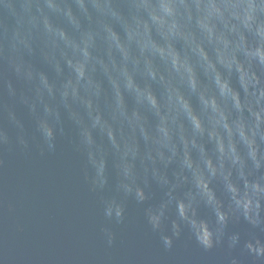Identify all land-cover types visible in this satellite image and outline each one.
I'll return each instance as SVG.
<instances>
[{"label": "clouds", "instance_id": "clouds-1", "mask_svg": "<svg viewBox=\"0 0 264 264\" xmlns=\"http://www.w3.org/2000/svg\"><path fill=\"white\" fill-rule=\"evenodd\" d=\"M66 142L91 199L18 244L9 157ZM9 264H264V0H0Z\"/></svg>", "mask_w": 264, "mask_h": 264}, {"label": "water", "instance_id": "water-1", "mask_svg": "<svg viewBox=\"0 0 264 264\" xmlns=\"http://www.w3.org/2000/svg\"><path fill=\"white\" fill-rule=\"evenodd\" d=\"M79 157L66 142H60L57 152L40 157L33 152L30 156L9 157V172L19 176L18 183L9 186V198L16 205L15 219L24 231L16 234L18 244L45 242L53 233L61 234L65 241L71 239L69 228L81 230L84 213L91 205V199L79 180ZM0 191H3V177L0 175ZM12 217H5L0 209V241ZM0 264H9L0 260ZM166 264H175L168 260ZM190 264H214L203 260L193 252Z\"/></svg>", "mask_w": 264, "mask_h": 264}]
</instances>
